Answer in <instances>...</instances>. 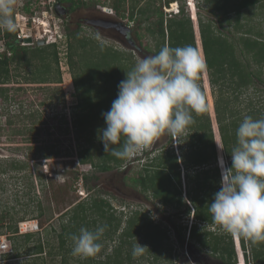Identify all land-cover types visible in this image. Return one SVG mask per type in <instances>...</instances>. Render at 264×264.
<instances>
[{"label": "rangeland", "instance_id": "obj_1", "mask_svg": "<svg viewBox=\"0 0 264 264\" xmlns=\"http://www.w3.org/2000/svg\"><path fill=\"white\" fill-rule=\"evenodd\" d=\"M57 1L17 0L15 12L17 30L21 38L29 37L32 40L30 44L23 43V41L19 43L31 49H44L41 53L42 56L47 57V60L43 63L47 62L50 70L47 71L49 75H45V77L47 76L46 83L44 81L40 83L42 80L33 81V74L30 72L37 71L36 69H39L42 63L40 59L34 57L31 58L30 67L19 65V68L14 70V65H12L9 71V80L4 85L0 83V87L4 86L8 90L6 93L7 99L0 97V218L2 215L5 216L0 221V243L2 238H5L7 246L10 247V250L7 251L0 250V264H93L96 261H106V256L112 257L114 249L119 244L118 233H116L113 241L102 238V251L96 257L90 258L92 261L73 256L72 243H67L63 251L58 252L57 250L59 246L58 237L62 232L61 225L68 223L71 210L76 204L86 202L91 197H100L110 203L115 216L122 220L121 229L124 227V222L130 212L138 210L145 212L148 218L159 227L160 231L165 232L166 238L161 240L159 246L161 254H158L159 260L155 264H229L199 247L188 236V230L192 225L195 224L197 228H202V223L193 218L194 208L187 200V179L182 165L180 166V188L185 205L178 209L164 207L157 200L147 199V194L131 181L132 178L138 177L144 164L155 155H158L162 148L163 150H173L176 156L180 158L179 146L186 139L177 140L176 137L171 135H162L131 161H125L123 167L118 170L100 172L89 164L80 163L78 157H76L77 152L82 148H89L90 145L86 140L88 134L76 133L71 123L72 107L77 102L71 72L80 75L79 71H82L83 67L81 63L85 62V60H82L81 54L90 50V46L96 44H104L117 50L120 54L119 62L115 60V64L122 63L128 69L134 66L139 58L155 55L154 41L145 32L144 28L148 23L155 22L157 15L149 13L150 18L142 20L141 15L138 13L140 9L144 10L148 5L162 12L164 26L170 18L179 19L182 16L181 11H183L190 23L193 22V27L192 23L191 27L198 52L196 35L194 34L197 21L198 29L200 21L204 24L212 22L216 34L228 38L237 52L241 48L239 41L241 32L250 30L251 33L248 35L250 38H256L253 35L254 32H264V0L250 10L248 8L241 11L238 27L234 17H232L233 15H230V18H232H229L227 23L224 17L211 14L203 0H193L192 5L188 6L185 3L186 0H177L178 11L176 14L166 12V8L170 9L171 6L165 5L167 0H138L139 2L135 4L133 9L136 19L133 22L127 23L126 20L125 23L123 22L130 29L129 38L127 39L116 30L104 29L86 23L90 19L119 21V17H114L108 12L113 10L112 4L115 0H73L74 2L80 1L83 5L74 6L62 14L53 11V4ZM131 1L125 3V8L128 5H133ZM191 2L192 0H188L187 4ZM25 5L29 8L27 12L25 11ZM60 5L65 6L66 9L71 6V3L65 0ZM69 34H76L80 40L91 43L81 49V43L73 42L72 70L68 65V50H66L67 44L73 41L67 38L66 35ZM128 39L131 40L132 44L128 42ZM39 40L44 41V44L34 45ZM49 45L54 46L52 48L48 47ZM31 49H29V52ZM4 50L5 46L0 41V53ZM51 51L55 52L56 63L49 59V52ZM96 52L94 51V56ZM29 57L30 53L26 54L25 58ZM84 57L86 59L88 56L85 55ZM238 57L241 58L240 61L243 66L249 65V71L259 72V79L253 78L252 85L247 87L243 93L233 94L231 89H228V92L224 91L226 92L225 98H230V94L233 97L235 95L236 100L233 101L234 103L229 104V108L236 112L242 121L251 108H259L264 113V62L259 67L254 64L250 57H248V60L243 55ZM121 75L122 79H125V72L123 71L116 76L120 77ZM201 76L203 80L202 88L208 102L207 116L211 128L214 130L213 125L217 127L214 111L215 91L209 82L208 73L206 72ZM37 77L39 79L40 77L44 78V75H36ZM230 84L228 79L224 80L226 88L230 87ZM63 102L67 103V107L64 108ZM29 113L37 114V116L33 119L28 118ZM99 123L97 121L93 125L96 137L92 139L93 146L91 150L94 147L100 149L97 135L99 132L96 130ZM213 142L217 164V145L222 146L220 139L216 143L215 135L213 136ZM49 147L57 151V154L50 153L47 159H44L42 154L47 152ZM16 160L25 165V168L19 171L10 169V162ZM83 174L88 177L87 184L82 179ZM38 203L44 210L41 216H38ZM186 207L189 208V213ZM91 220L92 217L90 216L87 222ZM8 222L18 225L17 233L10 234L6 230L8 226L6 223ZM91 223V229L99 225L98 223L96 225ZM204 229L224 234L221 228L215 226L206 225ZM178 232L184 236L182 244L178 242ZM29 233L34 236L25 241L23 236ZM38 238L45 247L43 253L37 256L34 254L25 255L27 248L34 246L38 242ZM142 240H144L142 237L138 238L137 243L141 246H150L147 241L143 243ZM244 241L249 249L247 240ZM19 245H23L19 249H23L19 257L14 259L2 256L4 254H14L12 248ZM29 252L27 251V253ZM57 253L61 254L57 255ZM246 257L249 264H252V255L249 250L246 251ZM151 259L152 256L144 252L143 255L138 257L132 255L130 264H150Z\"/></svg>", "mask_w": 264, "mask_h": 264}, {"label": "trees", "instance_id": "obj_2", "mask_svg": "<svg viewBox=\"0 0 264 264\" xmlns=\"http://www.w3.org/2000/svg\"><path fill=\"white\" fill-rule=\"evenodd\" d=\"M64 2L65 0H58ZM71 3L69 8L72 9L74 6L83 5L82 2L73 0H67ZM129 0H115L112 4V9L108 12L114 17H119V22H133L135 18L133 9L138 0H132L133 5H128L125 8V3ZM177 0H167L165 5H169L170 9L166 8V12L178 11ZM262 0H203L206 8L209 9L211 14L219 17H224L226 22H229L230 15H233L234 21L237 24L240 21L241 11L243 9H252L256 5L260 4ZM24 7V6H23ZM27 5H25V11H28ZM182 16L177 18H170L167 20L164 26V19L162 12L157 8H151L149 5L144 10H139L142 20H148L149 13L157 15L155 22H150L144 28L145 32L152 38L155 44V54L159 52L161 47L168 45L171 47L191 45L196 49L194 37L192 33V27L187 16L185 17L183 11ZM231 17V18H232ZM230 18V19H231ZM141 20V19H140ZM236 27V25H235ZM194 30V29H193ZM200 32V33H199ZM250 30L241 32L239 38L240 50L236 52L233 44L228 38L216 34L212 26V22L204 24L202 21H198L196 31V43L199 53L206 60L207 73L209 76V82L214 88V111H215V122L217 124L214 127L215 141L219 142L223 148L217 147L218 154H223L224 160L228 167L231 166V151L236 146V129L240 124L241 117H238L236 112L229 108L230 103H234L236 97L230 94V98H225L228 89H231V93H243L247 87L252 85L253 78L259 79V72L254 73L249 71V65L243 66L238 56H244L248 60V57L254 62L255 65L261 67L264 62V32H254V37L250 38ZM18 30L14 33H9L0 30V41L3 42L5 50L0 53V83L6 84L9 80V71L11 66L14 65L13 69L22 66H31V58L36 57L42 62L33 74L32 80H42L46 83V78L49 75L47 66V57L42 56L41 48H28L25 45H21L19 40L16 38ZM67 38L72 42L67 44L66 50H68V65L71 70L73 69V62L71 58L72 44L81 43L80 48L84 49L86 45L91 43L85 40H80L78 35L69 34ZM201 42V44H200ZM54 45L48 47L53 48ZM91 47V48H90ZM90 50L84 51L81 56L85 62L81 63L82 71L79 74L72 73L73 87L75 92V98L77 99L76 104L72 107V120L71 123L75 128L76 133H86L90 147L80 149L76 157H78L80 163L89 164L92 168L97 169L100 172H109L111 170H118L123 167L125 161L117 159L110 153L104 151L103 144L100 140V149L94 147L91 150L92 139L96 137V131L93 125L99 121L97 131L106 127L105 121L101 115L103 112H107L112 104V101L116 98L118 88L117 85L123 80L122 75L117 77L121 71L128 72L133 66L126 67L122 63L115 64V60H119V53L117 50L111 49L104 44H96L90 46ZM202 47V50H201ZM29 49L30 52H29ZM94 51H97L94 56ZM30 53L29 58H25L26 54ZM41 53V54H39ZM50 58L54 63L57 62L55 52H49ZM48 55V57H49ZM85 55L88 57L85 59ZM119 62V61H118ZM119 64V65H118ZM56 70V69H55ZM58 71V70H56ZM58 73V72H57ZM85 73V74H84ZM43 76V77H37ZM45 75H47L45 77ZM84 75V76H83ZM59 77L57 78V80ZM230 81V87L224 86V80ZM200 86H203L202 76L200 78ZM205 93L204 89L202 88ZM7 88L4 86L0 87V97L7 99ZM226 91V92H224ZM218 94V95H216ZM224 94V96H223ZM65 95V94H64ZM64 108L67 107V103L63 102ZM247 115L252 116L254 119L264 117L259 108H251ZM37 114H28V118L33 119ZM194 123L188 129L186 135H182L179 140L186 139L184 143L180 144V158L176 156L173 150L159 151L158 155H155L149 159L146 164L142 167V172H139L138 177L132 178L131 181L135 186H139L141 191L147 194V199L157 200L160 205L173 209H178L184 204V200L181 197L180 188V166H183L185 170L187 184L186 194L191 205L194 208L193 218L202 223V228H197L194 224L188 230V236L194 240L199 247L209 251L219 259L229 264H249L246 257V251L252 255V264H264V243L256 245L250 244L249 249L245 245L244 239H235L237 244H234L233 238L229 234H220L216 231H207L204 228L207 226H215L220 228L212 220L211 213L209 212V205L211 203L213 194L220 188L221 173L215 162L216 153L213 142V129L211 128L210 120L207 116V111L203 114H195ZM102 125V126H101ZM92 127V129H91ZM218 130V132H217ZM219 135H218V134ZM99 135V134H97ZM220 137V138H219ZM219 146V145H218ZM165 148V147H164ZM94 151V152H92ZM53 153L57 154L53 148L49 147L48 151L42 154L44 159H47L48 155ZM96 160V161H95ZM10 169L19 171L24 169L25 165L19 161H11ZM202 167V168H200ZM182 171V169H181ZM82 179L86 182L88 177L82 175ZM188 213L189 208L186 207ZM44 213L40 203H38V216ZM37 216V217H38ZM92 220L87 222V219ZM2 215L0 221L4 219ZM92 222V223H91ZM120 218H117L114 214L110 203L100 197H91L86 202H79L71 210V216L68 218L67 224L61 225L62 232L59 234V246L58 252L63 251L67 243H72L71 235L78 234L81 227L88 228L90 223L92 225L106 224L107 229L104 233V240L113 241L116 233H118V246L114 249V253L111 256H106V261L94 262L93 264H130L132 257V250L138 238L142 237L144 242L150 244L148 249L145 250L147 254L152 256L150 264H155L159 260L158 254H161L159 248L161 240L166 238L165 232L160 231L159 227L154 224L143 211H131L130 215L124 222V227L121 229ZM4 224V223H3ZM8 226L6 230L10 234L17 233L16 223H6ZM5 224V225H6ZM67 225V226H66ZM121 229V230H120ZM34 235L32 233L25 234L23 239L28 241ZM184 236L178 232V242L183 243ZM23 245L14 246L12 251L14 254H4V257L17 258L20 255L19 250ZM240 247V248H239ZM43 243L39 241L31 248L28 247L25 255H41L43 253ZM235 249H237L239 259ZM27 251H30L27 253ZM244 251V253H243ZM27 253V254H26ZM61 253H57L60 255ZM93 258L89 257L86 259ZM238 259V261H237ZM92 261V260H90ZM64 262V261H62Z\"/></svg>", "mask_w": 264, "mask_h": 264}, {"label": "clouds", "instance_id": "obj_3", "mask_svg": "<svg viewBox=\"0 0 264 264\" xmlns=\"http://www.w3.org/2000/svg\"><path fill=\"white\" fill-rule=\"evenodd\" d=\"M16 6L17 0H0V30L17 31ZM206 72V60L191 45H165L157 54L139 58L117 85L110 109L101 113L106 127L98 130V139L104 151L131 161L162 135L177 140L186 135L194 123L193 113L207 111L208 102L199 83ZM230 154V167L223 154L217 157L221 180L209 205L212 220L231 235L234 244L235 239L253 245L264 243V118L244 116ZM106 229V224L92 230L81 227L70 237L72 255L96 257L102 251ZM146 249L136 241L133 257L143 255Z\"/></svg>", "mask_w": 264, "mask_h": 264}, {"label": "water", "instance_id": "obj_4", "mask_svg": "<svg viewBox=\"0 0 264 264\" xmlns=\"http://www.w3.org/2000/svg\"><path fill=\"white\" fill-rule=\"evenodd\" d=\"M59 8H60V6H59ZM86 23L89 25L104 28V29L116 30L120 34L124 35L126 37V39L129 38L128 34L130 32V29L125 24H123L122 22L114 21V20L90 19V20H87ZM128 42L130 44H132L130 39H128ZM23 43L30 44V43H32V40H31V38L28 37V38L23 39ZM43 44H44V41L39 40V41L35 42L34 45H43Z\"/></svg>", "mask_w": 264, "mask_h": 264}, {"label": "flooded vegetation", "instance_id": "obj_5", "mask_svg": "<svg viewBox=\"0 0 264 264\" xmlns=\"http://www.w3.org/2000/svg\"><path fill=\"white\" fill-rule=\"evenodd\" d=\"M60 4H61V2L59 3V1H57L56 3L53 4V11H54V12H57L58 14H62V13H64V12H66V10L69 11V7H70V6H68V7L65 9V6L62 7ZM59 6H61L62 9L59 8ZM129 33H130V32H129ZM66 36H67V35H66ZM66 36H65V37H66ZM128 37H129V35H128Z\"/></svg>", "mask_w": 264, "mask_h": 264}, {"label": "built area", "instance_id": "obj_6", "mask_svg": "<svg viewBox=\"0 0 264 264\" xmlns=\"http://www.w3.org/2000/svg\"><path fill=\"white\" fill-rule=\"evenodd\" d=\"M17 38L20 40V42L23 40V38H26V37H20V34H19V32H18V34H17ZM10 250V247L9 246H7V243H6V240H5V238H2V241H1V243H0V250H2V251H7V250Z\"/></svg>", "mask_w": 264, "mask_h": 264}, {"label": "bare ground", "instance_id": "obj_7", "mask_svg": "<svg viewBox=\"0 0 264 264\" xmlns=\"http://www.w3.org/2000/svg\"><path fill=\"white\" fill-rule=\"evenodd\" d=\"M186 1L188 2V0H186ZM192 3H193V0H192V2H191L190 4H187V3H186V5H187V6H188V5H192ZM39 36H41V35H39ZM39 36H38V38H40Z\"/></svg>", "mask_w": 264, "mask_h": 264}]
</instances>
